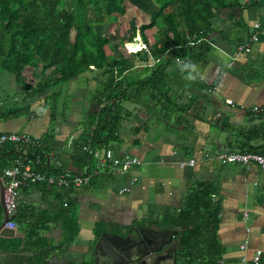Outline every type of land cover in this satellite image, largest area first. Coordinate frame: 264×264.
Masks as SVG:
<instances>
[{
  "label": "crops",
  "instance_id": "obj_1",
  "mask_svg": "<svg viewBox=\"0 0 264 264\" xmlns=\"http://www.w3.org/2000/svg\"><path fill=\"white\" fill-rule=\"evenodd\" d=\"M234 14V18L226 12L215 15L211 21L215 30L191 47L187 63L170 61L162 94L169 100L122 104L125 115L117 140L104 148L115 156L136 157L140 166L121 178L100 174L88 186L76 189L34 184L20 190L15 238L23 239L29 228H37L48 247L44 264H88L98 224L108 235H122L138 226L162 229L156 227L159 221L167 212L178 210L196 184H207L216 192L220 205L217 237L224 260L242 264L255 251L264 254V171L254 165L249 170L223 166L216 160L228 152L264 151V120L251 112L255 106L264 107V4ZM255 32L258 40L250 52L235 58L237 47ZM29 69V82L25 70L22 73L24 85L0 71V90L12 85L16 91L13 99L0 102V134L16 133L41 141L47 156L32 162V168L43 162L62 173L79 174L86 166L73 147L86 131L94 84L83 77L33 97L30 94L38 89L41 78H34ZM25 85L32 86L31 92H24ZM189 160L195 162L194 167L179 168V162ZM133 178L136 183L130 193L118 196L117 191ZM63 212L72 214L77 227L66 246ZM244 212L248 218L242 222ZM245 238L248 246L241 252ZM24 255L31 257V264L32 255Z\"/></svg>",
  "mask_w": 264,
  "mask_h": 264
},
{
  "label": "trees",
  "instance_id": "obj_2",
  "mask_svg": "<svg viewBox=\"0 0 264 264\" xmlns=\"http://www.w3.org/2000/svg\"><path fill=\"white\" fill-rule=\"evenodd\" d=\"M72 1L71 11L65 9L62 0H0V71L13 75L17 84L24 85L22 73L31 68L33 77L41 78L36 85L38 89L30 94L33 97L83 77L94 84L84 121L86 131L73 147L84 163L87 157L81 149L87 140L93 149L101 151L117 140L125 115L123 103L169 100L162 95L167 66L172 59L189 61L191 44L196 45L215 30L211 24L215 15L226 12L228 18H234V11L264 4V0H154V9L132 17L134 24L129 25L126 39L120 42L117 31V35L96 34L93 26L125 20L127 0ZM136 35L147 50L138 52L132 42L128 48L137 53L115 57V36L123 46ZM163 56L165 59L158 62ZM46 72L49 80L43 78ZM31 87L25 85L24 92H31ZM54 111L55 107L50 110L51 116ZM231 153L264 156V151L251 149ZM44 155L47 156V150L43 148L5 145L0 149V171L19 158L34 161L38 157L41 162ZM33 170L50 176L62 173L43 162ZM211 196H216L212 186L196 184L184 196L180 208L167 212L156 225L180 230L175 238L177 264H228L217 237L220 205L218 201L212 202ZM63 213V245L66 246L74 239L77 227L72 214ZM14 216L12 222L16 223L19 214ZM103 230L98 224L96 237ZM0 247L32 255L31 264H44L48 248L37 228H29L23 239H0ZM261 263L264 264V254ZM245 264H251L250 259Z\"/></svg>",
  "mask_w": 264,
  "mask_h": 264
},
{
  "label": "built area",
  "instance_id": "obj_3",
  "mask_svg": "<svg viewBox=\"0 0 264 264\" xmlns=\"http://www.w3.org/2000/svg\"><path fill=\"white\" fill-rule=\"evenodd\" d=\"M255 29L258 26H254ZM258 34L256 33L249 38L245 43L237 47L236 56L241 54H247L250 52L251 45L258 40ZM138 42L139 50L138 52L146 51V46L139 39H133ZM133 41V42H134ZM126 54L129 56L137 52L130 51L128 49L131 46V42L125 44ZM193 46V44H191ZM177 63H183V61L176 60ZM228 105L231 104L230 101H226ZM251 112L258 115L264 120V107H253ZM90 138V135H89ZM5 145L11 146H24L31 149L43 148L42 144L38 139H33L25 135H20L16 133L0 134V149ZM81 151L86 155L85 169L79 174H66L60 173L57 176H50L40 172H36L32 168V162L39 161L38 157L33 160L25 161L24 159H17L14 161L13 165L0 171V181L3 185V197L4 205L8 215H15L17 209V201L19 199L20 190L34 184H43L47 187L58 188L61 190H70L88 186L92 179L98 177L100 174L112 175L118 178L126 176L129 171L137 166H140V162L136 157L129 154H123L121 156H115L110 149L101 151L99 149H93L90 146L89 140L85 146L82 147ZM219 164L223 166L227 165H238L245 170H249L251 165L258 167L260 170L264 171V156L256 154H239V153H224L216 157ZM195 162L189 160L187 162H179L178 166L181 169L186 167H194ZM133 178L130 183L125 187L120 188L117 191L118 196H124L130 193L132 186L136 183ZM211 201L216 202V197L211 196ZM66 207V204L63 205ZM248 218L247 212H244L241 216V221L245 222ZM5 228L15 230L16 225L10 221L5 225ZM245 233H249V229L245 230ZM248 246V239L245 238L239 247L241 252H244ZM262 252L255 251L250 259L251 264H262L261 263ZM242 264L246 263V259L241 260Z\"/></svg>",
  "mask_w": 264,
  "mask_h": 264
},
{
  "label": "water",
  "instance_id": "obj_4",
  "mask_svg": "<svg viewBox=\"0 0 264 264\" xmlns=\"http://www.w3.org/2000/svg\"><path fill=\"white\" fill-rule=\"evenodd\" d=\"M3 185L0 181V209H1V219H0V239L2 240H13L15 239V231L5 228V225L14 219V215H8L4 205V197H3ZM149 232H153L147 230ZM180 230H171L170 232H153L157 234V237H168V243H173V245H177V242L174 241V238L178 235ZM182 231V230H181ZM131 233H134V236H130ZM138 230L133 229L130 230L127 235L124 237L122 235H108L107 233H102L101 238L98 243L94 247V255L92 258L88 259V264H115L114 260L119 259L123 264H129L133 259L136 261L134 264H143L142 261L138 258V251L140 250V246L144 242L142 238L137 237ZM112 236L113 241H108V244L103 240L104 237ZM137 238V239H135ZM131 239L133 242H130ZM102 241L106 245V253L101 254L100 257L96 256V250L98 244ZM118 243L121 245L119 246ZM31 257L28 255H24L22 253H13L7 251L5 247H0V264H28L30 262ZM149 260L148 258H146Z\"/></svg>",
  "mask_w": 264,
  "mask_h": 264
},
{
  "label": "rangeland",
  "instance_id": "obj_5",
  "mask_svg": "<svg viewBox=\"0 0 264 264\" xmlns=\"http://www.w3.org/2000/svg\"><path fill=\"white\" fill-rule=\"evenodd\" d=\"M62 2H63L65 9L71 10V11L74 9L72 0H62ZM154 5H155L154 0H127L125 3V6L127 8V15H126L125 20L120 21V22L105 24L102 27L94 25L93 26L94 32L96 34H102V33L106 32L107 34L113 35V34H116L115 31H117L118 36H121L120 42H122L126 39L125 32L129 28V25L132 26L134 24V22L132 21V17H134L135 15L140 16V14L147 13V12L151 11L152 9H154V7H155ZM118 36H115V41H114V55H115V57L127 55L126 54V52H127L126 46H125V44L123 46L120 44V42L118 41ZM136 36L133 39H136L137 38ZM133 39L131 40V43L134 41ZM134 44H135V49L137 50V48H138V50H139L138 42L134 41ZM128 49L130 50V48H128ZM29 74H30V69L27 68L24 71V76L28 82L30 81V75ZM15 92L16 91L13 90L12 85L11 86L10 85L2 86V88L0 90V102H3L7 99H13V97H15V96H13L12 93H15ZM50 105L51 104L49 103V106ZM223 243H224V239H223Z\"/></svg>",
  "mask_w": 264,
  "mask_h": 264
},
{
  "label": "flooded vegetation",
  "instance_id": "obj_6",
  "mask_svg": "<svg viewBox=\"0 0 264 264\" xmlns=\"http://www.w3.org/2000/svg\"><path fill=\"white\" fill-rule=\"evenodd\" d=\"M136 229L138 230L137 234V240H139V237L143 239L142 246H140V250L138 251V258L142 261L143 264H177L176 262V256H177V245H173V243H168V237L167 235L165 237H157V234H154L153 232H170L171 230L167 229H160V230H151L153 232H149L147 228H144L142 226H138L135 228H131L130 230ZM127 230L125 233H122V236H126L127 233L130 231ZM102 234V233H101ZM101 234L98 236L97 241L95 242L93 246V252L94 247L98 243L99 239L101 238ZM118 235V234H116ZM130 236H134V233H131ZM103 240L108 244V241H113L112 236L104 237ZM102 241L100 244H98L97 251H99V255H103L106 253V245ZM130 242H133L131 239H129ZM174 241L175 238H174ZM120 246L121 244L118 243ZM97 254V253H96ZM146 258H150L147 260ZM136 261L133 259L129 264H134ZM30 263V262H29ZM28 263V264H29ZM115 264H123L119 259L114 260Z\"/></svg>",
  "mask_w": 264,
  "mask_h": 264
},
{
  "label": "bare ground",
  "instance_id": "obj_7",
  "mask_svg": "<svg viewBox=\"0 0 264 264\" xmlns=\"http://www.w3.org/2000/svg\"><path fill=\"white\" fill-rule=\"evenodd\" d=\"M138 47V46H137ZM135 50V49H134ZM134 50H132V51H134ZM137 50H138V48H137Z\"/></svg>",
  "mask_w": 264,
  "mask_h": 264
}]
</instances>
